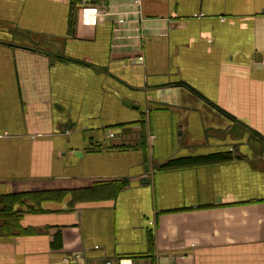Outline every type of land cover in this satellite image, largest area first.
<instances>
[{"label":"crops","instance_id":"1","mask_svg":"<svg viewBox=\"0 0 264 264\" xmlns=\"http://www.w3.org/2000/svg\"><path fill=\"white\" fill-rule=\"evenodd\" d=\"M0 198V264H264V0H0Z\"/></svg>","mask_w":264,"mask_h":264},{"label":"built area","instance_id":"2","mask_svg":"<svg viewBox=\"0 0 264 264\" xmlns=\"http://www.w3.org/2000/svg\"><path fill=\"white\" fill-rule=\"evenodd\" d=\"M88 11H91L93 12V17L89 20H87V12ZM99 8H96V7H84L82 9V23L85 24V25H95L97 23V19H98V16H99ZM204 14H196L195 17H203ZM92 19H94L92 21ZM80 258V255H76L75 256V259L78 260ZM104 264H114L112 261H107L105 262ZM118 264H133L131 260H128V259H121L118 261Z\"/></svg>","mask_w":264,"mask_h":264},{"label":"trees","instance_id":"3","mask_svg":"<svg viewBox=\"0 0 264 264\" xmlns=\"http://www.w3.org/2000/svg\"><path fill=\"white\" fill-rule=\"evenodd\" d=\"M174 166H175L174 162H169L168 164L165 165V167H167V168H172V167H174ZM126 185H128V182L125 181V180H123L122 184L119 185L118 189H122V188L125 187ZM2 199H3V198H0V201H3ZM4 209H5V208H4Z\"/></svg>","mask_w":264,"mask_h":264},{"label":"bare ground","instance_id":"4","mask_svg":"<svg viewBox=\"0 0 264 264\" xmlns=\"http://www.w3.org/2000/svg\"><path fill=\"white\" fill-rule=\"evenodd\" d=\"M93 17V12H91V11H88L87 12V20H89L90 21V19ZM94 19H92V21H93Z\"/></svg>","mask_w":264,"mask_h":264},{"label":"water","instance_id":"5","mask_svg":"<svg viewBox=\"0 0 264 264\" xmlns=\"http://www.w3.org/2000/svg\"><path fill=\"white\" fill-rule=\"evenodd\" d=\"M76 155H82V154H81V152H77V154H76Z\"/></svg>","mask_w":264,"mask_h":264}]
</instances>
